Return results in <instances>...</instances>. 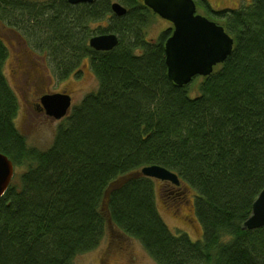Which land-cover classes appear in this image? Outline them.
I'll return each mask as SVG.
<instances>
[{
  "label": "trees",
  "instance_id": "obj_1",
  "mask_svg": "<svg viewBox=\"0 0 264 264\" xmlns=\"http://www.w3.org/2000/svg\"><path fill=\"white\" fill-rule=\"evenodd\" d=\"M110 1L51 0L31 15L29 4L15 5L27 9L23 25L47 37L63 75L67 64L88 58L98 82L45 151L28 147L14 126L17 101L2 73L0 37V153L14 167L0 198V264H70L111 228L138 240L157 264H264V227L243 229L264 189V0L221 14L230 55L182 87L167 76L170 29L146 41L153 16L138 0H115L126 13L95 32L117 36L112 50L87 47V25L110 14ZM150 165L178 178L177 186L164 182L165 201H176L181 186L194 192L200 240L164 224L154 179L139 174Z\"/></svg>",
  "mask_w": 264,
  "mask_h": 264
},
{
  "label": "rangeland",
  "instance_id": "obj_2",
  "mask_svg": "<svg viewBox=\"0 0 264 264\" xmlns=\"http://www.w3.org/2000/svg\"><path fill=\"white\" fill-rule=\"evenodd\" d=\"M4 1L6 3H0V37L7 47V56L2 65V73L17 101V111L13 123L17 131L24 137L28 147L45 151L52 145L56 129L64 122L72 108L78 105L86 95L95 92L98 88V82L90 68L88 58H83L75 64H73L74 62L67 64L69 72L64 73L66 76L63 75L66 66L58 67L56 61L52 59V52L47 43L44 42L47 37L34 24L31 28L27 26L25 28L23 25V20L29 19L28 12L31 15L35 12V8L40 11L41 6L51 0ZM251 1L238 0L236 3L232 2L235 4L225 8L246 7L250 5ZM111 2L115 3L116 1L111 0ZM229 2L226 1L225 3ZM18 3L26 4L25 6L29 4L30 9L33 8L34 11L27 12L24 7H15ZM3 4L6 5V8ZM36 16L40 15L36 14ZM149 20L146 28H144L146 41H156L160 33L172 28L169 22L159 17ZM107 25V19L102 17V19L99 18L94 23L88 24L86 31L93 34L99 29H105ZM20 54H26L31 60L29 64L33 66L30 72L32 74L29 75L28 73L26 78L24 76L20 78L19 75L11 72L16 65L14 59ZM28 78L29 81H27ZM199 80V78H195L192 82L198 83ZM56 93L70 96L71 107L66 117L55 120L35 111L34 104L37 98L45 94ZM22 166L17 168V174L25 169V166L23 168ZM165 189H167V185L163 181L154 180L155 207L164 224L173 234L185 233L191 241L200 240L203 230L195 216L194 192L185 186H181L179 194L176 195V201L179 203L177 204L176 201H165L161 194ZM70 264L157 263L148 255L138 240L124 235L116 228H111L105 231L94 249L77 255Z\"/></svg>",
  "mask_w": 264,
  "mask_h": 264
},
{
  "label": "water",
  "instance_id": "obj_3",
  "mask_svg": "<svg viewBox=\"0 0 264 264\" xmlns=\"http://www.w3.org/2000/svg\"><path fill=\"white\" fill-rule=\"evenodd\" d=\"M69 4L90 3L92 0H66ZM159 18L172 25L171 34L164 42V59L168 79L176 86L188 85L196 77H207L222 64L232 51L233 41L222 26L195 14L191 0H141ZM117 16L125 14L118 3L111 5ZM118 43L117 36L106 34L89 39V47L107 52ZM47 116L60 120L67 115L71 99L67 94H49L40 99ZM14 174L12 162L0 153V198L7 190ZM146 178L179 185L176 174L158 166L140 169ZM264 227V189L252 203L251 215L243 223L248 231Z\"/></svg>",
  "mask_w": 264,
  "mask_h": 264
},
{
  "label": "flooded vegetation",
  "instance_id": "obj_4",
  "mask_svg": "<svg viewBox=\"0 0 264 264\" xmlns=\"http://www.w3.org/2000/svg\"><path fill=\"white\" fill-rule=\"evenodd\" d=\"M94 0H92L90 3H92ZM195 6V14L197 15H200L202 17H205L206 19L214 22L215 24L217 25H220V22L222 21V18H221V14L224 13V12H229V11H233V10H238L240 8H225V7H228L232 4H235L238 0H191ZM226 1H230L229 3H225ZM67 2V1H66ZM138 2L146 9L148 10V12H150V14L153 16V18L155 17H158L156 14H154L150 9H148L147 7H145L142 3L141 0H138ZM232 2H235V3H232ZM68 3V2H67ZM90 3H79V4H90ZM114 2H111L109 3V8H110V14H106L104 15V19H107V22L108 20L110 21V17L111 15L113 16H117L113 13L112 9H111V5L113 4ZM115 3H118L117 1ZM224 3V4H223ZM69 4V3H68ZM79 4H75V5H79ZM119 4V3H118ZM223 4V5H222ZM71 5V4H69ZM74 5V6H75ZM121 5V4H120ZM123 7V6H122ZM247 7V6H246ZM124 8V7H123ZM244 8V7H243ZM126 11V9H125ZM126 13V12H125ZM119 17V16H118ZM26 25V24H25ZM172 26V25H171ZM26 28V26H25ZM24 31L27 32L26 29H24ZM170 32H171V28H170ZM109 34H112V33H109ZM100 35H106V34H99V33H93L92 35L89 36V38L87 39V47L89 49H91L92 51H95L93 50L92 48L89 47V39L91 37H94V36H100ZM6 46V45H5ZM7 48V47H6ZM95 52H103V51H95ZM21 53V52H19ZM31 60H29V58L26 56V54H20L19 56L15 57L14 59V62H16V65L14 66V68H12V71L13 73H15L16 75H19L20 78L21 77H25L28 73L29 75L32 74L30 73L32 71V64H29ZM35 70V68H34ZM37 71V70H36ZM26 78V77H25ZM27 81H29V78L27 79ZM26 81V82H27ZM45 95H48V94H45ZM44 96V95H43ZM42 97V96H41ZM41 97L37 98L36 99V102L34 104V108H35V111L40 113V114H43L45 117H47L46 113H45V110L43 109V107L41 106V103H40V99Z\"/></svg>",
  "mask_w": 264,
  "mask_h": 264
}]
</instances>
